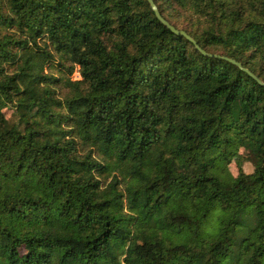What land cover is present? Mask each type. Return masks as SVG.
<instances>
[{"label":"trees","instance_id":"obj_1","mask_svg":"<svg viewBox=\"0 0 264 264\" xmlns=\"http://www.w3.org/2000/svg\"><path fill=\"white\" fill-rule=\"evenodd\" d=\"M153 2L0 0V264H264V0Z\"/></svg>","mask_w":264,"mask_h":264},{"label":"water","instance_id":"obj_2","mask_svg":"<svg viewBox=\"0 0 264 264\" xmlns=\"http://www.w3.org/2000/svg\"><path fill=\"white\" fill-rule=\"evenodd\" d=\"M152 8V10L154 11L157 19L162 22L166 27H168L173 33L175 34H181L183 36H185L186 39L190 40L191 42H195L193 38H191L185 31L183 30H177L175 27H173L168 21H166L160 14V12L158 11L155 3L153 2V0H147ZM199 48V47H198ZM199 50L202 52V53H205L204 50H202L201 48H199ZM231 62H234L236 63L237 65H239V63H237L235 60L233 59H230ZM244 70L248 71L246 68H244ZM250 73V72H249ZM250 75L254 76L252 73H250ZM255 77V76H254ZM257 78V77H255ZM259 82L264 85V82H262L261 80H259Z\"/></svg>","mask_w":264,"mask_h":264},{"label":"rangeland","instance_id":"obj_3","mask_svg":"<svg viewBox=\"0 0 264 264\" xmlns=\"http://www.w3.org/2000/svg\"><path fill=\"white\" fill-rule=\"evenodd\" d=\"M72 77L74 79L80 78L78 72H74L73 75H72ZM10 113H11V111L10 110H7L6 113H5V116L8 117L10 115ZM240 166H241V169H243L246 173L251 172L252 169H253L252 164L250 162L245 161L242 165H238L237 160L232 161L230 163V165H229V168H230V171L233 174H236L237 171H239Z\"/></svg>","mask_w":264,"mask_h":264}]
</instances>
